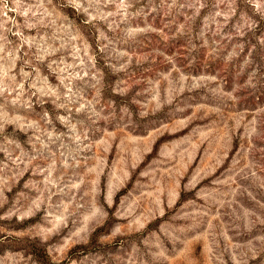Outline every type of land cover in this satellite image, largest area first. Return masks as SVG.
I'll use <instances>...</instances> for the list:
<instances>
[{
  "label": "rangeland",
  "instance_id": "1",
  "mask_svg": "<svg viewBox=\"0 0 264 264\" xmlns=\"http://www.w3.org/2000/svg\"><path fill=\"white\" fill-rule=\"evenodd\" d=\"M0 264H264V0H0Z\"/></svg>",
  "mask_w": 264,
  "mask_h": 264
}]
</instances>
